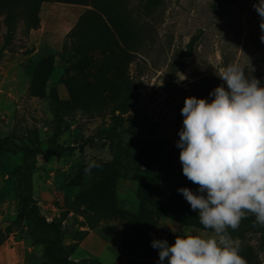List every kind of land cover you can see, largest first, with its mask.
<instances>
[{"label":"rangeland","instance_id":"obj_1","mask_svg":"<svg viewBox=\"0 0 264 264\" xmlns=\"http://www.w3.org/2000/svg\"><path fill=\"white\" fill-rule=\"evenodd\" d=\"M107 1L111 12L121 15L130 26L142 25L149 31L143 51L128 69L130 81L137 84L134 101L121 115L119 135H112L130 144L132 152L151 159L153 169L170 170L193 184L183 174L181 149L177 147L183 128L182 108L191 96L211 102L214 97L210 93L224 84L216 71L229 64L239 65L246 77L259 80L264 87V42L260 40V17L253 7L258 0ZM91 8L44 2L37 29H28L24 18L9 28L4 15L0 16V136L9 146V151L0 154V264H49L44 256L48 236L21 215L20 195L29 192L47 220L64 217L65 245L80 248L84 256L79 260L90 258L97 261L94 264H160L159 256L145 258L151 250L146 244L142 246L147 242L144 235H140L143 248L133 256L138 245L135 232L144 229L164 231L172 242L183 236L186 228L194 235L213 234L214 230L183 224L169 216L157 217L155 223L147 225L139 222L143 202L140 185L147 182L142 180L144 173L136 176L132 164L120 167L103 134L115 126L117 102L104 94L103 104L90 111L65 103L70 100L65 81L75 73L72 65L76 61L68 34ZM66 41L69 52L64 49ZM50 55L54 57L52 73L34 94V69ZM36 139L41 151L32 158L26 183L20 174L25 164L22 147H35ZM54 140L60 146L76 147L74 154L59 149L60 154L51 155ZM93 161L101 166L86 172ZM110 168L116 172L108 173L105 181L115 185L121 214L90 226L94 219L87 215L93 212H84V207L76 210L72 203ZM182 187L191 189L180 183L173 188ZM177 203L192 210L183 195ZM251 217L256 220L247 213L237 229L227 230L228 235L237 245L252 246L264 264V226L252 225ZM71 259H75L74 253Z\"/></svg>","mask_w":264,"mask_h":264},{"label":"trees","instance_id":"obj_2","mask_svg":"<svg viewBox=\"0 0 264 264\" xmlns=\"http://www.w3.org/2000/svg\"><path fill=\"white\" fill-rule=\"evenodd\" d=\"M44 2H61L71 4H81L92 6L79 18L76 26L68 34L72 39L73 57H76L72 65L73 75L69 76L65 84L70 93V100L65 103L77 105L86 111L92 108L98 109L103 104V95L106 94L111 100L117 102L114 113L115 126L112 129L103 131L108 140V145L115 155V162L120 167L129 168L130 164L135 167L134 174L144 173L141 182L140 192L142 207L137 217L145 225L155 223L156 218L161 216L175 217L183 224H189L204 229L199 223L198 212L187 210L177 203V198L182 196L175 185L187 184L194 192L198 190L196 186L187 182L183 177L175 175L170 170L160 171L153 169L151 159L144 155H138L131 151L130 144L121 143L115 140L112 133L119 135L118 127L121 125V115L125 114L131 104L137 90V84L130 81L128 69L140 51H143L149 31L144 26H130L121 15L113 13L109 9L107 0H0V16L4 15V22L12 28L20 18L26 20L28 29L40 27L39 12ZM64 49L69 52L68 42H65ZM54 57L52 55L44 57L35 67L31 85L32 93L36 94L46 85L53 68ZM51 155L60 154L59 149L68 155H73L76 147L60 146L54 140L51 143ZM35 147L26 145L22 147L25 164L20 171L21 180L28 181L27 170H31L32 158L41 151L38 139L34 141ZM9 151L7 141L0 136V154ZM119 154V155H118ZM144 159V162L141 160ZM115 169H105V176L92 185L88 190L82 191L73 201L76 210L84 207L85 210L93 212L87 215L93 218L90 226H94L102 219L119 216L120 208L117 206V199L113 187L105 181L108 173ZM116 172V171H115ZM159 186H161L159 188ZM30 187V185L28 186ZM161 191L160 196L155 198ZM176 194V197L174 195ZM21 197V215H23L32 226L48 236L45 243L44 256L49 264H94L97 261L90 258L81 260L71 259L76 246H67L64 243L63 219L64 217H54L47 220L41 213L40 206L31 192L23 193ZM250 223L254 224L255 218H250ZM137 222L136 224H138ZM138 245L133 252V256L141 251L145 244L150 248V256H159V250L152 247L154 240H167L169 245L172 242L171 236L164 232H150L149 229L135 232ZM140 235L146 237L147 242L140 244ZM180 236V235H179ZM124 248L122 253L124 254ZM239 255L244 259L245 264H260L258 257L252 246L246 244L238 245ZM148 256V257H147Z\"/></svg>","mask_w":264,"mask_h":264},{"label":"clouds","instance_id":"obj_3","mask_svg":"<svg viewBox=\"0 0 264 264\" xmlns=\"http://www.w3.org/2000/svg\"><path fill=\"white\" fill-rule=\"evenodd\" d=\"M253 7L264 42V0ZM216 74L224 84L210 93L211 102L186 98L177 142L183 174L198 185L196 192L188 187L178 192L204 229L214 231L205 237L186 228L173 245L154 240L160 264H245L227 230L237 229L247 213L255 215L254 226H264V87L237 64ZM100 166L93 161L85 171Z\"/></svg>","mask_w":264,"mask_h":264},{"label":"crops","instance_id":"obj_4","mask_svg":"<svg viewBox=\"0 0 264 264\" xmlns=\"http://www.w3.org/2000/svg\"><path fill=\"white\" fill-rule=\"evenodd\" d=\"M74 255H75V259H74V260H79L80 258H82V257L84 256V254L80 252V248H78V249L74 252Z\"/></svg>","mask_w":264,"mask_h":264}]
</instances>
